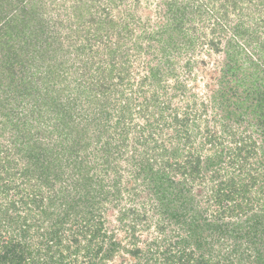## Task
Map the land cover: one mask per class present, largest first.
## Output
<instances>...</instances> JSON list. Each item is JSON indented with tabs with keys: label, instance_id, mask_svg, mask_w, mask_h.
I'll return each instance as SVG.
<instances>
[{
	"label": "trees",
	"instance_id": "trees-1",
	"mask_svg": "<svg viewBox=\"0 0 264 264\" xmlns=\"http://www.w3.org/2000/svg\"><path fill=\"white\" fill-rule=\"evenodd\" d=\"M58 1H3L9 18L0 23V51L5 53L0 79L7 75L0 82V264H264L258 247H264V91H255L258 101L251 103L256 118L245 121L234 109L223 117L229 121L206 117L205 103L188 99V104L174 105L178 93L159 98L158 91L168 90L164 75L172 71L139 57L141 69L129 78L130 67L116 63L112 51L102 57L103 50H112L110 42L90 36L89 45L98 46L95 53L101 56L89 63L81 60L83 77L99 65L95 75L102 82L108 78L109 84L91 82L89 100L101 104V110L78 123V111L67 110L71 101L54 95L45 74L39 77L42 83L33 84L29 69L36 53L21 57L27 41L36 45L42 33L51 32L48 6ZM240 1H233V8ZM260 1L256 9L264 13ZM117 2L125 0H111V6ZM110 11L95 24L122 23L120 28L128 30L124 19ZM176 12L148 31L151 37L167 31L164 50L176 41L167 30L169 22L181 23ZM13 43L20 48L11 56ZM258 46L264 49V35ZM245 57L252 62V54ZM168 64L164 59L162 65ZM6 71L28 73L21 93ZM125 75L126 85L138 94L136 103L118 88L110 94L116 76L123 81ZM173 90L186 93L187 87L177 79ZM132 108L144 125L133 127L135 140L128 139ZM54 113L60 120L45 123ZM255 131L261 137L253 136ZM121 155L127 165H112ZM113 210L117 216L112 222L125 232L122 239L103 229ZM143 231L151 238L140 242L135 238ZM126 239L129 245H122Z\"/></svg>",
	"mask_w": 264,
	"mask_h": 264
},
{
	"label": "rangeland",
	"instance_id": "rangeland-1",
	"mask_svg": "<svg viewBox=\"0 0 264 264\" xmlns=\"http://www.w3.org/2000/svg\"><path fill=\"white\" fill-rule=\"evenodd\" d=\"M3 1L0 0V23L2 20L6 22L9 18V13L2 7L6 5V2L3 3ZM233 1L236 0H125L123 4L117 2L116 5L111 6V0H59L54 7L48 6L47 15L49 18L47 20H51L49 24L52 25L51 32L42 33L36 45L27 41L29 45L25 47L23 45L24 54L21 57H32L36 53V61L30 64L29 69V76L33 84L42 83L40 75L45 74V80L54 84L56 90L53 92L54 95L71 101L67 110L78 111L74 115L78 123L90 121L101 110V104L94 106L89 100L92 91L91 82L93 85L96 83L109 84L108 78L102 82V76L95 75L94 69L99 65L91 67L92 74L85 77H83L84 72L80 66L83 59L89 63L101 56L95 53L98 46L92 47L88 43L90 36L96 35L100 37L99 41L110 42L109 45L112 47V50H103L102 57L105 58V53L112 51L114 53L112 55H115L116 59L118 58L116 63H121L125 69L130 67L129 78H133L137 69H141L138 67V62H141V60L138 61L139 57L145 62L160 65L163 72L172 71L173 75H164L166 79H169L168 84L165 85L168 90L163 87L158 91L160 99L170 98V95L178 93L181 97L179 96L175 100L174 105L188 104V99H190L192 102L196 101L198 104L205 103L207 105L206 117L217 115L220 120L229 121L224 120L223 117L227 114L230 115L234 109L235 113L241 112L243 119L247 121L257 117L251 111V103L256 104L258 101L259 93L255 94V91H264L262 85L264 83V49L258 46L259 41L263 39L264 27H261L257 32L260 40L256 41L257 39L254 37L255 31H257L256 24L262 21L264 13L261 8L256 9L261 5L260 0H239V5L234 8ZM78 6L81 8L78 9ZM82 6L85 10L82 9ZM170 6H172V12L169 11ZM106 9L112 10L109 13L112 17L113 15L117 18L121 16L125 25H128V30L120 28V26L124 27L122 23L113 26L107 21H101L96 25L100 16L107 19L105 17ZM176 10H178L176 15H179L181 23L169 22L167 29L173 31L176 41H172L170 45L167 44L164 50L162 39L169 38L166 34L167 31L153 37L148 34V31L154 26H158L156 22L160 19L165 20H160L163 23L169 21ZM25 24L27 23L24 22L23 25ZM31 27L34 28L33 25ZM89 27L91 30L88 29ZM47 38L50 39L46 42ZM12 45L14 47L10 55L14 56L16 55L15 49L19 51L20 45L16 46L14 43ZM117 46L118 49H116ZM250 53L253 56V63H250L245 57L251 55ZM3 54L5 53L0 51V61L4 60ZM108 56L105 60L111 63L113 59ZM254 58H257V61ZM164 59L169 60L168 65H162ZM190 61L192 63H187ZM228 67L232 70L224 77ZM6 73L9 74L8 77L13 85H18V89L15 90L21 93L23 83L29 81L26 77L28 73L26 72L23 76L7 71ZM93 76L94 78H92ZM219 76L222 79H219ZM5 77L7 75L4 74ZM2 79L0 82H3ZM125 79L126 75L123 81L118 80L116 76V86L110 90V94L118 88L127 98L135 101L139 98L138 94L135 92L136 90L131 91V87L126 85ZM177 79L186 85V93L173 90ZM130 83L134 84L133 80ZM58 93L59 95H57ZM166 94L168 96H164ZM234 102L236 104H233ZM133 113L134 111L132 119L127 121L128 126L132 128V135L128 137L130 140H135L134 137L137 136L133 133V127L138 129L143 125L139 115L135 117ZM166 114L165 111L163 115L165 118ZM52 118L45 123L52 124L51 120H60L56 113ZM245 121L243 122L244 127L247 126ZM69 125L71 123L65 128H69ZM73 134L75 133L73 132ZM95 135L91 134L90 138H95ZM253 136L257 138L261 137V134L255 131ZM123 160V155L118 156L112 165H127ZM251 162H254V159ZM108 182L106 180L107 185ZM108 216V220L102 224L104 232L112 231L116 234V238H124L125 232L122 233L120 225L112 222L117 216V211L108 212ZM151 233L153 235L152 230ZM149 238H151L150 233L143 231L138 233L135 239L143 242ZM129 243L128 239L121 241V244L125 246ZM139 246L140 249L144 248V245ZM258 247L260 253H264V247L260 244ZM253 257L256 255L254 254ZM253 261L256 264V261Z\"/></svg>",
	"mask_w": 264,
	"mask_h": 264
}]
</instances>
